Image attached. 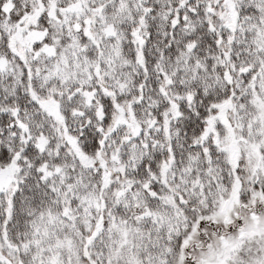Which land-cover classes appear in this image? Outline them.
I'll return each mask as SVG.
<instances>
[{
    "label": "snow or ice",
    "instance_id": "6c2138e0",
    "mask_svg": "<svg viewBox=\"0 0 264 264\" xmlns=\"http://www.w3.org/2000/svg\"><path fill=\"white\" fill-rule=\"evenodd\" d=\"M0 264H264V0H0Z\"/></svg>",
    "mask_w": 264,
    "mask_h": 264
}]
</instances>
